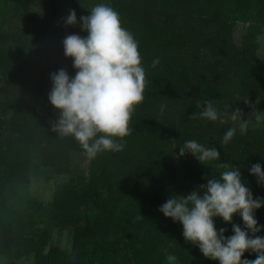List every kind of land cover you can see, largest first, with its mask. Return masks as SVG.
<instances>
[{
    "label": "trees",
    "instance_id": "trees-1",
    "mask_svg": "<svg viewBox=\"0 0 264 264\" xmlns=\"http://www.w3.org/2000/svg\"><path fill=\"white\" fill-rule=\"evenodd\" d=\"M112 4L121 20L130 21L128 30L138 42L146 70L144 99L135 106L125 147L92 159L91 177L82 181L81 189L66 187L49 206L36 202L24 220L13 223L6 221L2 209L8 190L29 174L31 153H37L45 166L63 170L60 167L67 165L72 151H85L74 138L52 131L59 115L48 100L51 75L65 69L75 76L72 59L52 52V65L40 66L39 51L26 61H14L0 52V253L14 252V232L39 226L35 236L22 239V245L35 253L40 264H161L169 253L181 264H219L186 242L182 225L166 218L159 208L172 195L187 196L206 185L224 170L217 166L220 163L240 168L254 198H264V186L248 171L255 163L264 165V128L244 135L238 130L231 142L222 145L231 121L220 124L192 117L201 110L197 102L206 100H212L221 112L242 110L253 103L264 106V59L255 57L264 29V0H113ZM239 25L245 26L242 48L235 44ZM156 58L159 64L153 68ZM178 70L183 72L180 80ZM6 86L14 93L8 104L1 96ZM31 90L30 102L18 96ZM9 107L11 116L5 113ZM190 139L215 147L220 161L202 165L195 158H184L188 154L177 158L179 147L174 145ZM167 151L177 156L168 158ZM101 187L113 189L103 199L109 211L106 222L90 229L76 227V260L68 261L70 255L55 247L44 254L51 229L76 225L68 216L76 218ZM255 218L264 225V207ZM214 219L217 230L226 229L225 236L234 234L233 223L244 227L239 214L232 223ZM256 235L264 236V231ZM256 257L255 252L246 251L242 260Z\"/></svg>",
    "mask_w": 264,
    "mask_h": 264
},
{
    "label": "clouds",
    "instance_id": "clouds-1",
    "mask_svg": "<svg viewBox=\"0 0 264 264\" xmlns=\"http://www.w3.org/2000/svg\"><path fill=\"white\" fill-rule=\"evenodd\" d=\"M77 22L75 10H70L64 18L65 25ZM80 22L87 35L71 34L63 41L65 56L72 59L76 74L70 77L65 69L53 73L48 100L59 115L52 131L59 137L74 138L87 157L94 159L103 152L123 151L135 106L144 99L146 70L138 42L122 27L119 13L109 4L95 5L90 15L80 17ZM158 64L156 58L152 67ZM196 107L201 110L193 118L199 116L220 124L232 122L222 145L231 142L238 130L246 134L253 120L264 118V112L253 111L246 119L242 110L230 106V111L221 112L212 100L197 102ZM177 147V158L191 154L202 165L220 161L215 147L195 139L174 145ZM217 166L224 169L218 176H212L206 185L187 196H170L159 211L182 225L185 241L198 247L205 258L219 264H264V236L256 235L264 231V225L255 218L256 211L264 207V198H254L239 168L227 163ZM249 172L264 186V165L255 163ZM236 214L242 218L243 228L233 223L231 236H225L224 228L217 230L214 218L232 223ZM246 251L255 252L256 259L242 260ZM166 259L169 264H177V257L171 253Z\"/></svg>",
    "mask_w": 264,
    "mask_h": 264
},
{
    "label": "rangeland",
    "instance_id": "rangeland-1",
    "mask_svg": "<svg viewBox=\"0 0 264 264\" xmlns=\"http://www.w3.org/2000/svg\"><path fill=\"white\" fill-rule=\"evenodd\" d=\"M112 2L113 0H0V52L9 54L14 61H26L33 51H39L41 53L40 66L52 65V52L65 54L63 41L66 36L71 34L87 35L86 32L82 31L80 17L90 15L91 9L99 3H106L113 7ZM70 10H75L77 15L78 22L74 26H67L64 23V18L67 17ZM121 22L122 27L128 30L130 21L126 18L122 19ZM244 28L245 26L239 25L235 30V44L238 48L243 47ZM187 45L191 47L190 44ZM194 47L196 46L194 45ZM255 57L264 59V29L262 35L259 36V49H257ZM174 67L177 68L178 65H174ZM161 69L162 67L159 66L158 71ZM180 71L178 70L177 73L179 80L182 79L183 75V72L180 73ZM2 89V101L6 104L11 103L14 94L12 89L9 86ZM31 91L22 92L18 96L25 102H30L34 99V93ZM10 108L5 111L9 116H11L12 111ZM253 111L264 112V106L261 103H253L251 106L242 107L246 119L251 116ZM22 114L25 120L29 119L28 113L23 112ZM263 128L264 118L260 121L253 120L248 131ZM209 137L211 138V136ZM207 140L209 143V138ZM167 152L166 157L168 158L177 156L174 151ZM184 158L190 161L195 157L188 154ZM30 161V171L27 177L17 180L13 190L10 189L7 192V204L2 209V215L9 223L24 220L36 202L45 203L49 206L59 193L66 190V187L79 186L81 189L83 187L82 181L90 179L93 168L92 159H89L86 153L77 151L70 153L67 165L60 167L63 170L45 166L35 152L31 153ZM195 161L200 163L196 158ZM109 193H113V189L101 187L99 193H96L92 199L90 198L87 203L81 206L77 211L76 218L69 215L68 220L73 221L76 225L68 224L61 230L59 228L51 229V242L44 254L49 253L51 247H55L59 248L61 253L70 255L68 261H75L77 255V250L74 247L76 227L90 229V227L98 226L100 221L106 222L105 216L109 211L105 210L103 199H108L106 197ZM61 202L64 204L66 199H62ZM40 228L39 226L26 227L14 232L12 235L13 243H15L14 252L8 255L0 253V264H40L35 253L27 252L22 245L23 238L35 236L37 233L35 230ZM64 263H67V260ZM161 264H169L166 257ZM177 264L181 263L177 261Z\"/></svg>",
    "mask_w": 264,
    "mask_h": 264
}]
</instances>
